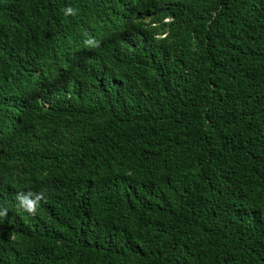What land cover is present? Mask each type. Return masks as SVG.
Returning a JSON list of instances; mask_svg holds the SVG:
<instances>
[{"label": "trees", "instance_id": "1", "mask_svg": "<svg viewBox=\"0 0 264 264\" xmlns=\"http://www.w3.org/2000/svg\"><path fill=\"white\" fill-rule=\"evenodd\" d=\"M5 209L0 264H264V0H0Z\"/></svg>", "mask_w": 264, "mask_h": 264}, {"label": "clouds", "instance_id": "2", "mask_svg": "<svg viewBox=\"0 0 264 264\" xmlns=\"http://www.w3.org/2000/svg\"><path fill=\"white\" fill-rule=\"evenodd\" d=\"M69 13L72 12V9L67 10ZM98 46V45H97ZM17 200L20 203V206L27 212L29 213H35L37 209V204H38V199H29L27 197L21 198L17 196ZM7 215V210L5 209L4 211L0 212V216H6Z\"/></svg>", "mask_w": 264, "mask_h": 264}]
</instances>
